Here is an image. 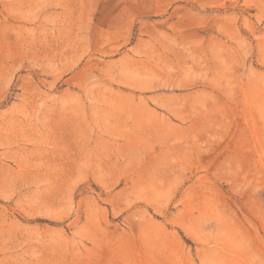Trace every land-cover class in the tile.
<instances>
[{
    "label": "rangeland",
    "instance_id": "rangeland-1",
    "mask_svg": "<svg viewBox=\"0 0 264 264\" xmlns=\"http://www.w3.org/2000/svg\"><path fill=\"white\" fill-rule=\"evenodd\" d=\"M0 264H264V0H0Z\"/></svg>",
    "mask_w": 264,
    "mask_h": 264
}]
</instances>
